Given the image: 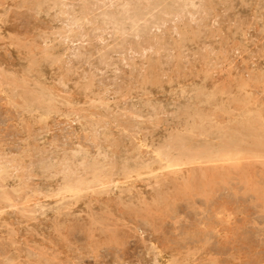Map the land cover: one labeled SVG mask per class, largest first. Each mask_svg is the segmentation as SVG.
Wrapping results in <instances>:
<instances>
[{
  "label": "rangeland",
  "instance_id": "1",
  "mask_svg": "<svg viewBox=\"0 0 264 264\" xmlns=\"http://www.w3.org/2000/svg\"><path fill=\"white\" fill-rule=\"evenodd\" d=\"M263 137L264 0H0V264H264Z\"/></svg>",
  "mask_w": 264,
  "mask_h": 264
},
{
  "label": "bare ground",
  "instance_id": "2",
  "mask_svg": "<svg viewBox=\"0 0 264 264\" xmlns=\"http://www.w3.org/2000/svg\"><path fill=\"white\" fill-rule=\"evenodd\" d=\"M171 65H172V64H171ZM49 72H50V71H49ZM188 105H189V104H188ZM186 106H187V105H186ZM204 119H205V118H204ZM193 120H194V119H193ZM243 121H244V118H243ZM247 124H249V123H247ZM253 128H254V127H253ZM202 129H203V128H202ZM236 132H237V131H236ZM242 133H243V132H242ZM242 133H241V134H242ZM241 134H238V135H240V136H239L240 138H241V136H244V134H246V133H243V135H241ZM246 135H247V134H246ZM187 136H188V135H187ZM245 137H246V136H245ZM249 137H250V136H249ZM255 137H256V138H259V137H261V135L259 134V137H258V134L256 133ZM184 138H185V137H184ZM240 138H239V139H240ZM242 138H244V137H242ZM242 138H241V140H242ZM250 138L252 139V137H250ZM263 138H264V137H263ZM254 139H255V138H254ZM243 140H244V139H243ZM255 140H256V139H255ZM250 141H252V140H250ZM253 141H254V140H253ZM261 142H264V140H262ZM257 143H258V141H257ZM261 144H262V143H261ZM261 144H259V145H261ZM233 146H234V145H233ZM232 148H233V147H232ZM234 148H235V147H234ZM225 150H226V149H225ZM227 150H229V149H227ZM229 151H230V150H229ZM230 152H231V151H230ZM230 152H229V153H230ZM227 153H228V152H227ZM225 154H226V153H225ZM233 154H235V153H233ZM175 157H176V156H175ZM175 157H174V158H175ZM183 160H184V159H183ZM185 160H186V159H185ZM176 166H177V165H176Z\"/></svg>",
  "mask_w": 264,
  "mask_h": 264
}]
</instances>
